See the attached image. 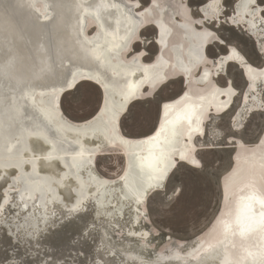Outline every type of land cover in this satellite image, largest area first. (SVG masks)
<instances>
[{
  "label": "bare ground",
  "instance_id": "6f19581e",
  "mask_svg": "<svg viewBox=\"0 0 264 264\" xmlns=\"http://www.w3.org/2000/svg\"><path fill=\"white\" fill-rule=\"evenodd\" d=\"M224 1L0 0V179L7 176L0 211L14 206L10 231L34 236L55 207L67 215L89 204L92 218L107 222L128 213L124 233L137 242L124 261L264 264V128L250 143L230 134L248 112L264 110V63L252 64L209 27H242L264 56V0H233L227 15ZM150 43L158 52L149 58ZM217 44L227 49L211 56ZM231 63L244 72L242 90L230 78L218 81ZM180 72L187 88L158 104L154 130L131 135L120 123L112 130L110 106L124 108L122 119ZM83 82L97 84L100 117L74 119L61 107L62 96ZM232 144L233 164L219 178L220 210L191 240L150 252L142 225L148 198L179 164L201 168L200 149ZM108 148L123 159L111 176L96 170Z\"/></svg>",
  "mask_w": 264,
  "mask_h": 264
},
{
  "label": "rangeland",
  "instance_id": "374dc122",
  "mask_svg": "<svg viewBox=\"0 0 264 264\" xmlns=\"http://www.w3.org/2000/svg\"><path fill=\"white\" fill-rule=\"evenodd\" d=\"M142 1L143 4L147 3V0ZM202 2L203 0H189L191 6ZM224 2L226 9L223 14L226 11L227 15V8L232 5L233 0ZM209 27L215 29L226 42H231L242 50L252 64L264 63V56L257 51L254 40L244 34L242 27L224 22L217 26L210 24ZM151 31H146L145 34L151 35ZM147 46H150L149 50ZM215 47L210 46L208 49L211 56L216 55ZM145 48L150 58L156 45L150 43ZM238 68L237 63L229 64L227 74L219 78V83L224 84L230 78L234 86L242 90L245 82ZM167 84L157 92L156 98L154 96L135 102L130 107L121 121L125 133L138 135L152 128L158 115V104L178 94L177 82ZM260 89L264 100V86ZM99 92L92 83L83 82L62 96L61 107L71 118H85L96 108ZM237 104L238 101L234 108ZM253 112H248L250 114L245 117L241 130L230 131V134L239 136L245 143L256 141V136L264 128V110ZM228 147L230 146L200 149L198 155L203 161L201 168L194 169L179 164L165 188L148 198L147 218L142 225L150 232L146 241L150 252L177 240H191L212 220L221 200L219 178L228 169L231 161V150ZM96 160V170L107 176L118 173L123 164L121 154L113 148L104 150ZM6 178L7 176L0 179V197ZM11 195H14V191H11ZM53 211L48 222L34 236L25 237L19 231L9 229L14 206H9L8 203L3 206L0 211V264H134L120 257L137 242L124 233L125 227L129 225L128 213L118 220L107 222L101 218L89 219L92 212L89 204L81 211L67 215L57 207ZM99 233L100 236L103 233V241H100Z\"/></svg>",
  "mask_w": 264,
  "mask_h": 264
},
{
  "label": "water",
  "instance_id": "95a60500",
  "mask_svg": "<svg viewBox=\"0 0 264 264\" xmlns=\"http://www.w3.org/2000/svg\"><path fill=\"white\" fill-rule=\"evenodd\" d=\"M204 1V0H203ZM253 2L254 1H252V3L251 4H253ZM234 5V4H233ZM199 7V6H198ZM234 8V6L232 7L231 5H230V7H228L227 8V10H228V12H230L231 13V11H232V9ZM196 9V8H195ZM198 9V10H197ZM196 10H194V13H196V14H202V12H201V10H199V8H197ZM225 13H227L226 11H225ZM224 13V14H225ZM216 25V24H215ZM244 34H246L245 32H244ZM142 44H140V46H141ZM139 46V44H138V48L140 47ZM149 47L150 46H147V49L149 50ZM226 49L227 48H224V46L223 45H221V44H217V46L215 47V50H216V54L217 53H219V52H221V51H226ZM179 50H176L175 52L177 53ZM152 54H155L156 52H158V48L156 47V48H154V49H152ZM197 55L199 56V54L197 53ZM240 67V66H239ZM187 70V69H186ZM240 71V70H239ZM242 72H243V70H241ZM244 73V72H243ZM240 74H241V72H240ZM180 78L178 79V80H174V81H171V82H169L168 84H172L173 82H177V84H178V86H179V90H178V92L177 93H179V94H181V93H183L185 90H186V88H187V85H188V83H189V80H187L186 78L188 77V75H186V74H184L183 72H180ZM207 80V78H204V80H203V82H205ZM167 84V85H168ZM95 85H97V84H95ZM160 92V91H159ZM158 92V93H159ZM158 93L155 95V98L158 96ZM113 95H116V93H113ZM100 106H101V103H99V105L93 110V115H92V117H100L99 116V113H100ZM124 111V108H121V106H119V105H117V104H113L112 106H110V108H108V112H110V114H111V117H110V119H111V121H112V125H113V128H112V130H114V132H115V130H116V128H117V124H119L120 123V125H121V127H122V123H121V121H122V119H121V114H122V112ZM160 116V115H159ZM158 118L159 117H157V120H156V123H154L153 124V126H152V128H151V130H154L155 128H156V126H157V122H158ZM99 119V118H98ZM96 125V124H95ZM122 129H123V127H122ZM95 131H97V130H100L102 133H105L107 130H105V129H97V127H95V129H94ZM124 130V129H123ZM260 133V132H259ZM259 133H258V135L256 136V138H255V140H257V138H258V136H259ZM228 148H230V157H232V153H233V151L236 149V147H235V145L234 144H232V145H230V147H228ZM233 163H232V160L229 162V165H232ZM221 189V194H222V192H223V188H220ZM219 196H220V190H219ZM220 210V203L218 202V206H217V208H216V211H215V213L216 212H218ZM214 213V214H215ZM91 215H92V212H90V216H89V219H91L92 217H91ZM72 216V215H71ZM127 235V234H126ZM99 236H100V233H99ZM192 238V237H191ZM128 261V260H127Z\"/></svg>",
  "mask_w": 264,
  "mask_h": 264
},
{
  "label": "crops",
  "instance_id": "0c3cea01",
  "mask_svg": "<svg viewBox=\"0 0 264 264\" xmlns=\"http://www.w3.org/2000/svg\"><path fill=\"white\" fill-rule=\"evenodd\" d=\"M254 42V41H253Z\"/></svg>",
  "mask_w": 264,
  "mask_h": 264
}]
</instances>
